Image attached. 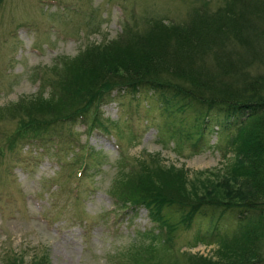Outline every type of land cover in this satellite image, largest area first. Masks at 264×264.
I'll return each mask as SVG.
<instances>
[{
	"label": "rangeland",
	"instance_id": "1",
	"mask_svg": "<svg viewBox=\"0 0 264 264\" xmlns=\"http://www.w3.org/2000/svg\"><path fill=\"white\" fill-rule=\"evenodd\" d=\"M202 1L209 9L222 2L0 0V264H127L142 252L163 256L165 264L171 257L154 243L146 210L117 209L107 193L126 162L138 165L152 154L189 176L217 171L228 154L218 148L224 140L216 123L196 145L180 144L161 132L168 118L152 91L113 90L95 114H88L96 119L90 128L87 117L52 123L37 134L28 131L30 138L21 136L8 149L6 136L19 115L25 122L27 117L6 115V109L39 89L45 96L49 86L41 76H51L49 68L61 56H72L87 43L106 42L126 27L144 30L146 20L182 21ZM170 212L173 221L178 212ZM207 214L179 225L171 254L212 255V228L228 231L234 220L228 211L219 217Z\"/></svg>",
	"mask_w": 264,
	"mask_h": 264
},
{
	"label": "trees",
	"instance_id": "2",
	"mask_svg": "<svg viewBox=\"0 0 264 264\" xmlns=\"http://www.w3.org/2000/svg\"><path fill=\"white\" fill-rule=\"evenodd\" d=\"M145 24L144 30L126 27L106 42L87 43L52 64L51 76H41L49 86L45 96L39 89L6 109V115L27 117L18 116L7 148L52 123L87 117L90 128L96 119L88 114L113 90L152 91L168 118L161 132L194 146L216 123L224 140L218 148L228 157L217 171L191 176L154 154L138 165L125 161L107 193L113 206L146 210L154 243L171 256L165 264H264V0H222L213 9L202 1L182 21ZM171 209L178 212L173 221ZM208 211L218 217L231 212L234 220L228 231L212 228V255L171 254L179 225ZM155 257L163 264V256L146 252L126 263L155 264Z\"/></svg>",
	"mask_w": 264,
	"mask_h": 264
}]
</instances>
